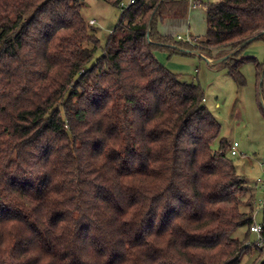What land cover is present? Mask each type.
<instances>
[{
	"label": "trees",
	"instance_id": "1",
	"mask_svg": "<svg viewBox=\"0 0 264 264\" xmlns=\"http://www.w3.org/2000/svg\"><path fill=\"white\" fill-rule=\"evenodd\" d=\"M121 1L94 59L83 0H0V264H237L250 248L253 189L231 144L211 147L200 86L154 51L236 49L219 63L242 86L243 63L263 67L238 47L264 41V0L210 2L205 34L177 42L157 26L187 3Z\"/></svg>",
	"mask_w": 264,
	"mask_h": 264
},
{
	"label": "rangeland",
	"instance_id": "2",
	"mask_svg": "<svg viewBox=\"0 0 264 264\" xmlns=\"http://www.w3.org/2000/svg\"><path fill=\"white\" fill-rule=\"evenodd\" d=\"M112 0H83L80 12L85 20L94 19L100 48L94 55L101 54L105 41L117 23L121 9L111 3ZM188 3L191 0H178ZM196 1V0H194ZM201 6L193 10L187 9L182 21L171 22L163 20L158 23V31L169 35L174 41H186L190 36L201 37L206 32L205 6L218 0H200ZM129 0H122L123 6ZM177 36L182 39L178 40ZM243 54L254 57L262 64L257 70L254 62H245L240 66L244 78V85L237 86L229 76L227 69L220 63L209 64L197 54H170L167 49H156L155 58L163 66L184 82L198 84L203 92L204 105L219 121L218 137L212 142L213 150L218 149L220 138L229 143H237V154L226 156L236 169V173L243 177L253 189V222L261 224L263 209L257 210V205L264 204V41L254 39L243 51ZM247 227H238L234 237L243 239ZM258 240L255 233L248 234L247 243L250 248L245 250L237 264H260L264 259V250L254 245Z\"/></svg>",
	"mask_w": 264,
	"mask_h": 264
},
{
	"label": "built area",
	"instance_id": "3",
	"mask_svg": "<svg viewBox=\"0 0 264 264\" xmlns=\"http://www.w3.org/2000/svg\"><path fill=\"white\" fill-rule=\"evenodd\" d=\"M133 0H129V3H131ZM128 3V4H129ZM189 5L191 6V7H199V6H201V3L199 2V1H194V0H191L190 2H189ZM120 7L122 8V7H124L121 3H120ZM88 21V23H90V24H94V23H96V21L94 20V19H89V20H87ZM177 39L179 40V39H182V37L181 36H177ZM187 40H189V37L187 38ZM237 143L236 142H233V143H231V145H230V154L231 155H236L237 154ZM263 207H264V205H257L256 206V209L257 210H260V209H263ZM249 230H250V232H252V233H255L257 236H258V240H257V242H256V246L257 247H260V248H262V249H264V238L263 237H261V224H257V223H255V222H253L251 225H250V227H249Z\"/></svg>",
	"mask_w": 264,
	"mask_h": 264
},
{
	"label": "crops",
	"instance_id": "4",
	"mask_svg": "<svg viewBox=\"0 0 264 264\" xmlns=\"http://www.w3.org/2000/svg\"><path fill=\"white\" fill-rule=\"evenodd\" d=\"M197 1H199L200 3H201V1L200 0H197ZM188 4V8L187 9H189V10H193V9H195V8H198V7H191L190 5H189V2L187 3ZM184 18H167V19H165V20H167V21H171V22H179V21H182ZM158 29V28H157ZM159 32V31H158ZM160 34H162L161 32H159ZM188 36H190L189 34H188ZM199 54H200V57H205V58H208V59H210V60H216V59H218V58H216L215 56V51H212V53H211V56L210 57H206L205 55H203V54H201L200 52H198ZM186 54H197L196 52H195V50H190V51H188V52H186ZM198 55V54H197ZM243 56H246V55H244L243 54ZM264 81V80H263ZM264 88V87H263ZM261 93H262V98H263V100H264V90L262 89V91H261ZM231 144V143H230Z\"/></svg>",
	"mask_w": 264,
	"mask_h": 264
},
{
	"label": "water",
	"instance_id": "5",
	"mask_svg": "<svg viewBox=\"0 0 264 264\" xmlns=\"http://www.w3.org/2000/svg\"><path fill=\"white\" fill-rule=\"evenodd\" d=\"M255 38V37H254ZM254 38H249L248 40H246L244 43H242L238 48H240V47H242L243 45H245V44H247V43H250ZM236 50V49H235ZM234 50V51H235ZM234 51H232V52H234ZM186 52H188V51H186ZM198 55H200L199 53H198V51H195ZM231 52V53H232ZM231 53H229V54H227V55H225V56H223V57H220V58H218V59H216V60H210V59H208V58H205V57H203L209 64H217V63H219L222 59H224L225 57H227V56H229Z\"/></svg>",
	"mask_w": 264,
	"mask_h": 264
}]
</instances>
